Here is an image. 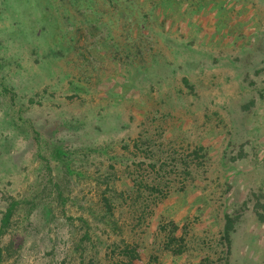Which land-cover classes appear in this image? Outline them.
Returning <instances> with one entry per match:
<instances>
[{
	"label": "rangeland",
	"instance_id": "obj_1",
	"mask_svg": "<svg viewBox=\"0 0 264 264\" xmlns=\"http://www.w3.org/2000/svg\"><path fill=\"white\" fill-rule=\"evenodd\" d=\"M0 264H264V0H0Z\"/></svg>",
	"mask_w": 264,
	"mask_h": 264
},
{
	"label": "trees",
	"instance_id": "obj_2",
	"mask_svg": "<svg viewBox=\"0 0 264 264\" xmlns=\"http://www.w3.org/2000/svg\"><path fill=\"white\" fill-rule=\"evenodd\" d=\"M42 28L43 27H40L39 29L41 30V31H39V32H41V33H44L45 31L44 30H42ZM47 31V30H46ZM232 224V219H231V217L229 216V215H225V221H224V224H223V237L228 241L229 239H228V231H229V229L231 228V225Z\"/></svg>",
	"mask_w": 264,
	"mask_h": 264
}]
</instances>
